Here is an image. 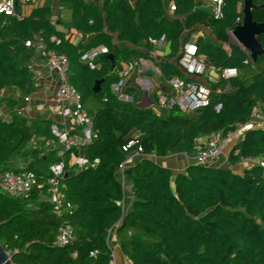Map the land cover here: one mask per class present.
<instances>
[{"label":"trees","instance_id":"obj_1","mask_svg":"<svg viewBox=\"0 0 264 264\" xmlns=\"http://www.w3.org/2000/svg\"><path fill=\"white\" fill-rule=\"evenodd\" d=\"M170 1L176 6L173 19L163 0H104L102 6L61 0L71 11L70 28L93 35L87 43L78 44L71 41L70 31L51 23V0L32 7L21 19L0 13V91L11 86L25 94L36 91L35 75L28 66L36 49L26 41L40 36L48 49L68 56L70 81L97 132L83 147L90 162L97 160L95 165L71 167L69 160L77 149L54 148L46 153L42 147L44 141L56 140L51 119L18 112L11 120L0 116V171L14 168L36 174L26 197L0 189V244L11 251L14 262L114 264L108 236L118 225L119 246L131 264H264V167L260 165L236 171L194 163L174 175L170 168L144 157L124 169L132 182L133 204L129 212L123 211L124 189L115 174L126 159L123 146L133 134L138 135L142 154L184 152L193 156L200 137L235 131L249 122L257 107L264 113V55L247 63L240 45L225 48L205 36L195 42L206 68L217 73L225 67L238 69L237 76L211 83L210 105L192 112L174 107L158 114L152 107L137 106L139 97L133 88L128 89L134 94L133 102L119 99L112 84L119 80L124 64L134 57L151 56L152 38L164 37L170 43L169 56L157 62L162 80L189 79L178 59L196 26L210 27L216 39L227 42L228 29L243 19V0H224L221 18L197 0ZM17 10L22 11L19 4ZM253 14L256 21H264V7ZM51 35L58 42H51ZM114 40L129 45L115 48ZM259 41L264 47V34ZM100 46L106 51L91 67L82 56ZM110 53H114V62ZM100 79H104L101 88L94 92ZM11 104L21 107L17 100ZM217 104H221L219 110ZM248 156L264 158V128L247 129L228 161L233 165ZM14 157L29 161L25 167L8 166ZM60 160L66 162V172H71L65 175L62 188L70 208L61 215L48 200L50 166ZM63 222L71 224L74 239L57 245L54 240Z\"/></svg>","mask_w":264,"mask_h":264},{"label":"built area","instance_id":"obj_2","mask_svg":"<svg viewBox=\"0 0 264 264\" xmlns=\"http://www.w3.org/2000/svg\"><path fill=\"white\" fill-rule=\"evenodd\" d=\"M35 0H0V13L4 15L14 16L21 19L24 13L17 10V5L32 3ZM224 0H211L209 7L210 12L215 18L223 16ZM63 7H60L62 9ZM171 11L176 10L174 3L169 6ZM60 15L51 17V23L55 24ZM241 20V18H238ZM232 29H228L231 33ZM164 37L151 39L154 46H160L164 43ZM51 42H58L56 35L50 36ZM26 45L35 46L42 57L44 64L50 70L56 72L57 88L55 91V101L57 108L61 114L73 121V128H62L57 122H53L51 129L52 133L59 143L60 148L64 151H71L77 149L78 153L72 152L69 166L71 167H86L88 165H95L97 162H90L89 158L83 153V147L91 143L97 136L92 123V116L84 108L82 98L78 90L70 81V63L69 58L65 53H59L55 50L48 49L42 37L37 40H28ZM241 46V45H240ZM242 47V46H241ZM227 48V47H225ZM243 48V47H242ZM246 54V62H253L251 53L248 49L243 48ZM106 51L105 46H100L92 51L83 54L82 59L87 61L91 67H95V60L97 56ZM154 51L151 50L150 53ZM136 62H129L124 64L120 72L118 81L112 84V90L118 95L119 99L133 102L134 97L128 95L125 91L127 78L135 71ZM178 64L185 71L189 79H184L180 76H174L169 79V84L173 92L169 95L160 94L156 100H153L149 107H152L158 114L163 110L177 107L183 111L192 112L197 109L210 105L214 89L206 80V64L204 57L198 52V45L194 41H187L183 45L182 53L178 59ZM238 75L236 67H225L218 73L219 78L230 79ZM220 92V89H217ZM29 100V97L25 98ZM221 104L216 105V109H220ZM20 113V112H19ZM246 128V124H240L235 131H229L224 134L222 131L214 132L210 135L208 140L196 148V153L189 156L197 164L210 165L222 153L226 145L231 141V138L238 131ZM138 135L133 136L123 146L126 152V159L119 165L120 170L126 168V162L130 159L133 153H143V148L138 145ZM136 147V148H135ZM241 163L246 167L254 164L264 167V158L260 157H242ZM66 174V162L60 160L50 166V176L48 179L49 195L48 200L52 203L55 211L62 214L70 208V204L66 202L63 193V179ZM36 183V174L31 170H15L9 168L0 171V189L9 192L17 197H26L29 195L32 187ZM74 239V232L71 224L63 222L59 228L54 243L57 245H66ZM7 264H19L13 261L11 251H7ZM115 263L114 253L112 254Z\"/></svg>","mask_w":264,"mask_h":264},{"label":"crops","instance_id":"obj_3","mask_svg":"<svg viewBox=\"0 0 264 264\" xmlns=\"http://www.w3.org/2000/svg\"><path fill=\"white\" fill-rule=\"evenodd\" d=\"M47 1L49 0H35L32 3L22 4L20 7L22 8V12L24 13V15H27L31 11L32 7L44 5ZM84 1L102 6L104 0ZM131 1L134 2V0ZM163 2L167 10L168 17H170L171 19L175 18L176 15L174 14V12L169 9V6L172 2L170 0H163ZM197 3L205 9H209L211 0H197ZM51 6L52 17L60 15L54 25L59 30L66 32L70 31V38L72 42H74L75 44H78L79 42L87 43L93 37V35L84 36L82 33H79L70 28L71 11L69 8H67L64 2H61V0H51ZM60 7L63 8L60 9ZM198 30H203L204 32L209 30L214 35L210 27L198 25L196 26V32L192 34V37L189 41L195 42V40L199 36L204 37V35L202 34H197ZM126 45L129 44L118 40H114L113 42V46L115 48L123 47ZM35 49L36 50L33 57L28 61V66L35 75L36 91H34L32 94H25L12 86L2 89L0 91V116L6 120H11L12 115L20 112L22 115L27 117L49 118L53 122H57L60 127H66L71 130L73 128V121L70 119H66L61 114L60 110L57 108V104L55 101V91L57 88L56 72L46 67L42 57L40 56L39 50L36 47ZM153 51L154 52L150 53L151 56L149 57L133 58V61L137 63L136 69L127 78L125 87V91L128 95H131L128 92V89H134L136 97H139L137 103H148L149 106L151 105L152 101L155 100L153 98V95H157L158 97V95L160 94L169 95L173 92L169 82H165L162 80L161 71L157 64L158 61L165 60L169 56L171 52L170 43L167 40H164V43L162 45L154 46ZM150 78L154 79V82H152ZM212 78L215 79L214 82H210L209 79ZM206 80L209 84L216 83L219 80L218 73L212 67L207 68L206 70ZM145 93L147 94L145 95ZM26 97H29V100H26ZM12 100L19 101V103H21V107L12 105ZM252 127L264 128V113L261 107H257L255 109L253 116L251 117L249 122L246 123V128H244V130L242 131H238L233 135L231 141L226 145L222 153L210 165L232 168L236 171H243L246 166L241 162L231 165L228 161V156L231 153L234 144L241 139L247 129ZM208 138L209 136L200 137L197 140V146L204 144L208 140ZM37 141L38 140L36 139L33 141V143L35 144ZM42 147L44 151L48 153L51 149L60 148V145L56 140H46L42 143ZM144 157H148L157 164L170 168L173 171L174 175H176L178 172L185 171L188 166L195 163L194 160L187 156L184 152H170L165 156L133 153L130 159L126 162V167L135 164ZM28 161V158L14 157L9 161L8 166L18 168L25 167ZM115 175L117 180L123 185L124 197L122 204L124 213H127L132 209L133 204L132 182L125 175L124 170H118ZM117 227L118 225L113 226L109 230L108 236L109 246L113 251H115L113 252L114 256H118V259H115V263L131 264V262L123 254L119 246Z\"/></svg>","mask_w":264,"mask_h":264},{"label":"water","instance_id":"obj_4","mask_svg":"<svg viewBox=\"0 0 264 264\" xmlns=\"http://www.w3.org/2000/svg\"><path fill=\"white\" fill-rule=\"evenodd\" d=\"M18 2V0H16ZM264 7V2L256 3L254 0H243L241 12L243 14L242 22L237 24L231 31L232 36L238 43L250 51L253 62L257 58L264 55V47L259 41V35L264 34V21L258 22L254 19L253 11ZM108 57L114 62V53H110ZM104 79L97 80L93 86V91L98 92ZM147 93H145L146 95ZM138 107L145 108L149 104L137 103ZM71 172H66V176ZM8 254L4 247L0 244V264H7Z\"/></svg>","mask_w":264,"mask_h":264},{"label":"rangeland","instance_id":"obj_5","mask_svg":"<svg viewBox=\"0 0 264 264\" xmlns=\"http://www.w3.org/2000/svg\"><path fill=\"white\" fill-rule=\"evenodd\" d=\"M198 35L199 34H202V35H204L205 37H207V38H210L211 40H213V41H215V42H217L218 44H221L222 46H225V47H228V45L229 44H237V45H240L239 43H238V41L234 38V36H232V35H230V38H229V41H225V42H222V41H219L218 39H216V37L211 33V31H206V32H204L203 30H198V33H197ZM193 37H196V36H193ZM150 80L152 81V82H154V79H152V78H150ZM210 80V82H214V78H212V79H209ZM113 252H115V251H113ZM118 256L116 255L115 256V259L117 260L118 258H117Z\"/></svg>","mask_w":264,"mask_h":264}]
</instances>
